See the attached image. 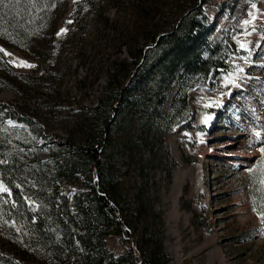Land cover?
Returning <instances> with one entry per match:
<instances>
[{
	"label": "trees",
	"instance_id": "obj_1",
	"mask_svg": "<svg viewBox=\"0 0 264 264\" xmlns=\"http://www.w3.org/2000/svg\"><path fill=\"white\" fill-rule=\"evenodd\" d=\"M66 1L0 2V42L42 68L37 77L17 73L0 53V92L21 100H0V180L8 189L0 192V264H171L156 207L161 181L171 185L178 166L166 136L190 116L189 89L225 69L221 46L208 39V0H115L116 11L127 3L141 21L134 25L98 12L101 41L124 53L109 62L92 100L88 73L61 87L68 55L90 54L82 39L56 34ZM58 98L77 108L64 139L45 141L43 111ZM246 182L264 236L263 156L248 166ZM110 235L126 248L110 250Z\"/></svg>",
	"mask_w": 264,
	"mask_h": 264
},
{
	"label": "rangeland",
	"instance_id": "obj_2",
	"mask_svg": "<svg viewBox=\"0 0 264 264\" xmlns=\"http://www.w3.org/2000/svg\"><path fill=\"white\" fill-rule=\"evenodd\" d=\"M114 4L115 0H67L58 17L56 34L67 41L78 37L82 49H90L85 60L80 51L68 55L72 64L62 74L61 87L72 86L75 78L88 73L93 80L89 100L102 89L109 62L124 53L101 41L97 13L109 19L118 15L133 25L141 22L129 15L127 3L121 12ZM204 15L209 20L208 39L221 46L225 69L189 89L190 116L166 136L178 166L172 184L161 181L159 186L156 207L163 214L164 250L171 264H264L261 220L246 182L248 166L264 157V0H208ZM0 53L17 73L37 77L42 71L35 58L1 42ZM96 54L95 63L91 59ZM180 86L176 83L167 92L164 110ZM62 99L52 101L51 111H43L48 115L45 141L64 139L77 108ZM0 100L21 101L8 91L0 92ZM106 245L114 252L127 246L115 235L106 238Z\"/></svg>",
	"mask_w": 264,
	"mask_h": 264
},
{
	"label": "snow or ice",
	"instance_id": "obj_3",
	"mask_svg": "<svg viewBox=\"0 0 264 264\" xmlns=\"http://www.w3.org/2000/svg\"><path fill=\"white\" fill-rule=\"evenodd\" d=\"M0 2H2V0H0ZM253 7H255V5H253ZM245 23H247V21H246ZM229 83H231V81H229ZM261 151L264 152V148H262ZM0 190H3V191H5V192L8 191L7 188H3V189H0Z\"/></svg>",
	"mask_w": 264,
	"mask_h": 264
}]
</instances>
